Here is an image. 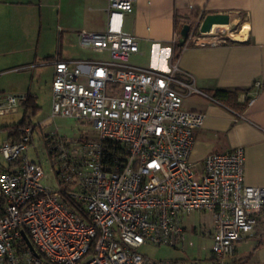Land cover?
<instances>
[{"label": "built area", "instance_id": "1", "mask_svg": "<svg viewBox=\"0 0 264 264\" xmlns=\"http://www.w3.org/2000/svg\"><path fill=\"white\" fill-rule=\"evenodd\" d=\"M133 3L108 0L105 30L77 34L81 48L107 57L53 62L51 117L86 122L91 131L45 135L49 173L26 155L34 126L11 130L2 142L8 165H0V264H187L153 260L138 248L191 244L183 221L192 212L211 214L210 252L219 264L245 238L264 243V186L246 184L244 149L192 163L193 132L204 114L183 108L182 99L200 91L177 63L167 72L129 63L138 44L122 18ZM199 23L188 40L227 41L229 35L201 33ZM22 100L0 94V116Z\"/></svg>", "mask_w": 264, "mask_h": 264}, {"label": "crops", "instance_id": "2", "mask_svg": "<svg viewBox=\"0 0 264 264\" xmlns=\"http://www.w3.org/2000/svg\"><path fill=\"white\" fill-rule=\"evenodd\" d=\"M107 3L0 0V94L23 97L30 92L37 98L39 65H50L52 80L56 60L107 57L106 53L81 48L77 42L81 30H105ZM196 11L228 14L229 24L214 25L211 33L214 27H225L231 33L239 31L241 36H229L227 41L214 45L186 44L178 55L176 63L186 74L184 80L189 82L190 78L200 91L186 93L182 106L204 114L202 125L193 132L189 160L199 165L209 153L241 146L246 184L264 186V0H134L132 11L122 18V29L134 35L138 44V52L129 57V63L167 72L175 47L172 38L178 32L175 21L184 22L188 17L189 24L193 19L197 21L199 17H191ZM238 26L240 29L235 31ZM257 81L260 87L254 85ZM215 90L238 91L237 102L245 104L244 110L236 112L213 99L210 95ZM20 109L23 115L21 104L15 112ZM18 122L0 121L2 141L8 137L7 127ZM195 233V228L186 231V235ZM196 260L197 264H219L212 257ZM224 264H264V243L259 237L243 239L235 244Z\"/></svg>", "mask_w": 264, "mask_h": 264}, {"label": "rangeland", "instance_id": "3", "mask_svg": "<svg viewBox=\"0 0 264 264\" xmlns=\"http://www.w3.org/2000/svg\"><path fill=\"white\" fill-rule=\"evenodd\" d=\"M190 22H191L190 25L194 27L193 25L195 24L196 21H194L193 19ZM223 28L225 27H214L213 29L214 31L212 32V34L229 35L230 37L241 36L239 31L236 33H231L230 30L226 31ZM234 29L236 31L237 29L240 28L238 26V28L236 27ZM197 30H198V25L192 28L191 30H189L187 38L189 37L190 32L195 34L197 33ZM179 31L180 29H178V37L176 39V43H178ZM208 34L211 33L209 32ZM63 44L64 45L62 46V50L65 51L67 46L65 42ZM175 44L173 45L175 46ZM186 44L200 45L188 39L185 40L182 46L185 47ZM56 47L54 46L53 50L55 49L56 51L57 49ZM45 49H47V46H45ZM173 56H174V50L171 55L170 66L172 64H175L178 58V57L174 58ZM98 57H100V55ZM49 66L50 65H48L47 63L39 65V68H41V70L39 71V74H37V82L35 84L36 86L35 92L37 94V98L35 100L38 107L36 108L35 113L33 115H30V123L31 125L35 126V131L33 133V140H32L33 145L29 147L26 153L27 157L31 161L40 160L43 169L47 173H49L50 165L46 156V152L43 147V138L45 137V135L50 136L53 134L54 131H57L59 135L68 138H74L79 133H81L82 130H86L88 132L91 131L89 128H87L89 126L86 122L83 123L81 121L67 117H62V116H56L54 118L51 117V91H50L51 67ZM189 80L191 79L189 78ZM21 116H22V112L20 109L17 113L14 112L0 116V121L2 120L4 121V123H11L13 121L18 122L21 120L22 118ZM3 138H4L3 134L0 133V146L3 142L2 141ZM0 165L1 166L8 165L7 160L2 155L1 152H0ZM183 224L186 226L187 230L189 231H192L193 228H195L196 230L195 234L186 235L187 242H190L191 244L186 243L183 249L177 250L175 248L164 245L154 246L151 244H143L138 248V251L140 253L147 255L153 260L180 259L187 264L191 263L194 259L209 260V258L211 257V252H210L211 241L207 235V232L208 230H212L213 227L211 214L207 212H192L185 218Z\"/></svg>", "mask_w": 264, "mask_h": 264}, {"label": "trees", "instance_id": "4", "mask_svg": "<svg viewBox=\"0 0 264 264\" xmlns=\"http://www.w3.org/2000/svg\"><path fill=\"white\" fill-rule=\"evenodd\" d=\"M207 14L204 12H193L191 17H199V21H201ZM188 19H190V17L186 18V21H189ZM177 22L175 21V25H176V29H181L182 25L188 22ZM183 46H178V44H175L174 47V58H177L181 49ZM213 99H216L217 101L222 102L223 104L227 105L229 108H231L232 110L236 111V112H241L244 110L245 108V104H241L239 102H237V96H238V91H229V90H215L211 93L210 95ZM36 97L35 95L31 94L30 92H27L24 96H23V100L21 103V106H23V115L21 120L14 125L8 126L7 129L9 130V134L7 139H11V134L10 131L13 130L15 134L19 133V130L23 127L26 126H34L31 125L30 123V115H33L36 111V108L38 107V105L36 104ZM35 127V126H34ZM44 145L47 146L48 145V141L45 140L44 141ZM212 257V256H211ZM189 264H197V260L194 259L191 263Z\"/></svg>", "mask_w": 264, "mask_h": 264}, {"label": "water", "instance_id": "5", "mask_svg": "<svg viewBox=\"0 0 264 264\" xmlns=\"http://www.w3.org/2000/svg\"><path fill=\"white\" fill-rule=\"evenodd\" d=\"M229 24V16L228 14H221V13H211L207 14L199 23V31L201 33H208L211 31L212 27L214 25H227ZM190 30V25L188 23H185L182 25L180 31H179V38H178V46H182L185 40L187 39L188 33ZM23 239L25 240L26 244L28 245V248L33 251L34 254V248L32 244L30 243L29 239L25 235L24 232L21 233Z\"/></svg>", "mask_w": 264, "mask_h": 264}, {"label": "bare ground", "instance_id": "6", "mask_svg": "<svg viewBox=\"0 0 264 264\" xmlns=\"http://www.w3.org/2000/svg\"><path fill=\"white\" fill-rule=\"evenodd\" d=\"M197 21H199V19L197 20ZM190 25V24H189ZM217 26V25H216Z\"/></svg>", "mask_w": 264, "mask_h": 264}, {"label": "flooded vegetation", "instance_id": "7", "mask_svg": "<svg viewBox=\"0 0 264 264\" xmlns=\"http://www.w3.org/2000/svg\"><path fill=\"white\" fill-rule=\"evenodd\" d=\"M189 24V23H188Z\"/></svg>", "mask_w": 264, "mask_h": 264}]
</instances>
